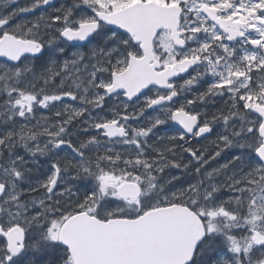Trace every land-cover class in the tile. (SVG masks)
Masks as SVG:
<instances>
[{
	"label": "snow or ice",
	"instance_id": "1",
	"mask_svg": "<svg viewBox=\"0 0 264 264\" xmlns=\"http://www.w3.org/2000/svg\"><path fill=\"white\" fill-rule=\"evenodd\" d=\"M0 264H264V0H0Z\"/></svg>",
	"mask_w": 264,
	"mask_h": 264
},
{
	"label": "rangeland",
	"instance_id": "2",
	"mask_svg": "<svg viewBox=\"0 0 264 264\" xmlns=\"http://www.w3.org/2000/svg\"><path fill=\"white\" fill-rule=\"evenodd\" d=\"M20 3L23 4L24 3V0H20Z\"/></svg>",
	"mask_w": 264,
	"mask_h": 264
}]
</instances>
